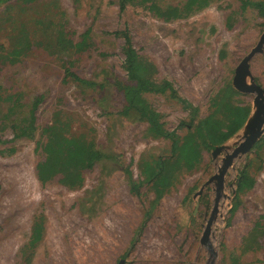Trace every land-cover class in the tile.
I'll use <instances>...</instances> for the list:
<instances>
[{"label":"rangeland","instance_id":"obj_1","mask_svg":"<svg viewBox=\"0 0 264 264\" xmlns=\"http://www.w3.org/2000/svg\"><path fill=\"white\" fill-rule=\"evenodd\" d=\"M184 2L148 0L123 11L118 0L0 4V119L7 115L0 121V264H264V133L226 171L207 246L200 240L216 185L194 195L224 154L212 159L215 146L203 147L195 169L173 172L170 186L158 195L145 183L144 164L172 162L171 141L151 136L136 114H122L125 105L114 82L128 80L126 43L113 34L118 31H126L130 48L154 65L152 77L167 80L191 105L184 109L168 93L144 95L167 131L182 139L208 116L224 131L229 112L217 103L229 88V103L250 113L253 97L231 82L263 33L264 17L254 8L242 9L241 0H208L175 20L156 15ZM20 30L32 47L12 63L9 53ZM59 32L80 46L86 42L85 48L64 50ZM249 70L264 89V47ZM70 73L98 86L76 82ZM34 98L40 101L32 113ZM56 113L69 120L71 133L84 134L110 155L83 171L81 184L72 188L61 183L62 175L47 182L37 177L45 157L43 129ZM10 117L24 127L34 119L32 137L15 138ZM241 127L216 146L231 145ZM241 173L251 187L239 188ZM40 219L43 230L34 228L30 237Z\"/></svg>","mask_w":264,"mask_h":264},{"label":"trees","instance_id":"obj_2","mask_svg":"<svg viewBox=\"0 0 264 264\" xmlns=\"http://www.w3.org/2000/svg\"><path fill=\"white\" fill-rule=\"evenodd\" d=\"M12 0H0V4L8 3ZM29 1V0H28ZM148 0H118V7L123 11L126 6L133 4L144 5ZM150 1V0H149ZM208 4V0H185L181 7H167L166 9H157L156 15L163 19H180L189 16L191 13L199 11ZM254 8L258 14L264 17V2L241 0V8ZM116 36L124 38L125 47V69L128 82L115 81V87L121 93L124 101L123 115L132 112L140 119L148 124V133L155 138H164L171 141L172 162H156L154 166L149 163L144 164L145 183L151 185L156 194L164 192L170 186V179L173 172L185 169L187 172H192L199 161L201 150L221 144L228 140L245 122L249 110L246 107L233 106L227 100L230 88L222 93V97L218 99V105L223 104L224 108L229 112V124L223 131L218 122L213 116H208L201 121H198L194 130L189 132L182 139L179 138L173 131H167L162 122L160 115L156 112L145 98V94H166L175 98L184 109L191 108V105L186 100L180 98L177 92L167 80L156 81L152 75L156 72L154 65L143 57L136 54L129 44V36L126 31H118L113 33ZM87 36V34H84ZM58 43H63L64 50L81 51L87 44L84 42L74 43L71 39L61 37L58 33ZM85 40V39H84ZM81 42V41H80ZM32 47L27 40V34L20 30L18 42L9 53V59L12 63L16 61L17 56L24 55L27 50ZM19 58V57H18ZM73 80L85 84L90 87H97L98 84L82 80L75 74L70 73ZM100 85V84H99ZM3 87L0 84V93ZM40 100L34 98L30 106V111L37 107ZM217 106V105H215ZM8 112V111H7ZM9 118V116H8ZM7 119L6 113L1 116L0 121ZM10 117L11 131L15 138L28 137L31 138L35 130L34 119L27 126H19L17 122L12 121ZM47 135L46 141L42 144V150L45 157L37 165V177L41 182H47L50 178L56 175H62L61 183L67 187H74L81 184L82 172L91 169L97 162L110 159V155L98 149L92 139H87L84 134L74 135L70 131L69 120L63 119L60 113H56L52 123L43 129ZM251 181L241 173L238 179L239 188L251 187ZM134 187L132 188V191ZM135 192V191H133ZM40 221H36L31 227V234L34 228L42 226Z\"/></svg>","mask_w":264,"mask_h":264},{"label":"water","instance_id":"obj_3","mask_svg":"<svg viewBox=\"0 0 264 264\" xmlns=\"http://www.w3.org/2000/svg\"><path fill=\"white\" fill-rule=\"evenodd\" d=\"M264 47V31L260 35L256 45L244 56L238 63L234 70V76L232 78V87L242 93L251 95L252 104L251 110L246 118L244 124L241 127V133L236 141L231 145L222 144L215 146L211 152L212 159H215L220 154H224L221 160V164L218 167L216 173L211 176L199 191L194 195V198L200 195L202 189L211 183L216 185V198L214 201L211 215L204 227L201 244L209 246V232L210 227L215 219L217 212V199L219 192L223 187L224 175L228 168L231 166L232 161L245 155L251 147L260 139L264 133V89L256 84L253 76L249 70V62L253 56L263 53ZM119 264H122L120 261Z\"/></svg>","mask_w":264,"mask_h":264},{"label":"bare ground","instance_id":"obj_4","mask_svg":"<svg viewBox=\"0 0 264 264\" xmlns=\"http://www.w3.org/2000/svg\"><path fill=\"white\" fill-rule=\"evenodd\" d=\"M7 170H8V169H7ZM25 170H26V169H25ZM23 177H24V176H23ZM17 180H18V179H17ZM19 181H20V180H19ZM27 181H28V180H27ZM23 183H24V182H23ZM18 184H19V183H18ZM11 185H12V184H11ZM19 185H20V184H19ZM28 185H29V184H28ZM13 186H14V185H13ZM23 186H24V185H23ZM17 188H18V185H17ZM22 189H23V188H22ZM16 191H17V189H16ZM20 191H21V190H20ZM28 191H29V190H28ZM28 191H27V192H28ZM25 192H26V191H25ZM18 193H20V192L18 191ZM20 194H21V193H20ZM19 196H20V195H19ZM24 196H25V194H24ZM5 197H6V195H5ZM22 198H23V197H22ZM22 198H21V199H22ZM12 199H13V198H12ZM12 199H11V200H12ZM23 199H24V198H23ZM3 200H4V199H3ZM8 200H9V199H8ZM1 201H2V200H1ZM3 202H4V201H3ZM26 202H28V201L26 200ZM24 203H25V202H24ZM0 204H1V203H0ZM24 205H25V204H24ZM12 207H13V205H12ZM3 213H4V212H3ZM1 214H2V213H1ZM75 255H76V254H75ZM66 260H67V259H66Z\"/></svg>","mask_w":264,"mask_h":264},{"label":"flooded vegetation","instance_id":"obj_5","mask_svg":"<svg viewBox=\"0 0 264 264\" xmlns=\"http://www.w3.org/2000/svg\"><path fill=\"white\" fill-rule=\"evenodd\" d=\"M120 262V261H119ZM119 262H118V264H119Z\"/></svg>","mask_w":264,"mask_h":264}]
</instances>
